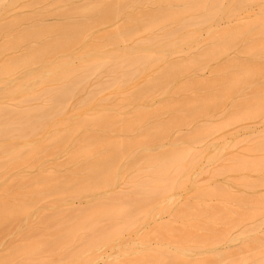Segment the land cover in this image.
<instances>
[{
    "label": "bare ground",
    "instance_id": "obj_1",
    "mask_svg": "<svg viewBox=\"0 0 264 264\" xmlns=\"http://www.w3.org/2000/svg\"><path fill=\"white\" fill-rule=\"evenodd\" d=\"M71 1L72 5L65 8V4L70 5ZM78 1L79 0H77V2ZM94 1L96 2L94 3ZM94 1L92 2L94 3L92 5L97 8L96 12H92L95 7L88 8L85 4L79 6V4L74 2V0H0V5L5 3L4 6H0V84L3 83L2 89L0 88V161L10 163V166L4 163L7 167L9 166V168L11 167V164H13L17 168L19 165L18 169H22L24 164V168L26 169L18 172L19 174L24 175V172L27 173L26 170L28 169L30 171V166H32L31 157L35 150L34 152L32 151L38 146L36 143L38 144V142L45 137L44 142L46 143H44V147L50 149L57 148L62 150L61 152L65 151L66 155L64 153L63 154L67 156L70 163L76 167L74 172L77 174V176L73 178H66V180L61 179L62 176L57 174V172H47L38 176V178H36L35 175H29L31 177L28 176V178L23 181L21 190H17L19 183L17 184L16 182L15 184V180L13 183V179H15L18 173L10 177H4L5 171H13L14 168L12 166L11 168L13 169L10 168L7 170L6 166L3 167L6 170L3 173L4 175L2 176V179H0V225L5 222H11L10 224L14 230L9 240L7 252H2L0 254V264H89L91 260H93V256L95 257L96 255V253L94 255V252H96L95 250L98 246L95 247V245H103L102 242L107 238L115 240L123 230H129L131 227L133 229V226H138V229H140L139 223L143 221V218L145 219L146 213L148 214L146 216H150L149 213L150 211L152 212V210L149 211L147 208L146 210L144 208L147 201H154L152 213H156L158 210V212L171 210L173 211L172 213L178 212L182 214L181 211L183 209L181 210V207L179 208L176 204L175 196L176 189L179 184H182L185 179H190L189 166H191L195 161V154L190 150V148H172V145L169 146L168 149L159 150L156 155L145 154L138 160L129 159L128 162L126 160V163L123 164L118 163V153L116 152L119 151L122 156L127 155L131 158L130 154L132 147L136 146L138 141L140 142L141 140L132 137L133 135L131 134L134 132H136L139 136L141 135L148 138L161 139L163 136L168 134V130L171 128L174 129L178 126L180 128L181 125L187 124L190 117L194 116L196 118V116H208L209 108L212 106L214 107L215 104L227 99L230 89L233 86L235 87V84L237 85L238 83L245 82L246 79H248L249 74L254 70L253 66L243 64L242 62H232L223 66L222 70L226 73V79L223 81L222 87L217 89V85L214 87L212 85L213 83L209 84L208 81H206L207 79L204 81L200 80V86L202 87V84H208L212 93L207 95L204 94L198 96L197 98L190 96L178 97L177 102L182 110V112L179 110L181 113L178 115H167L169 114L167 111H169L172 105L170 103L165 104V102L159 108L157 107L152 109L147 105H144L145 103L140 106H129L128 104L131 103V100L133 101V99L134 101L135 99H140V101L148 100L150 95H148L147 92L153 90V88L157 86L159 89L162 88L160 85L169 84L168 88H171L169 78L171 79L174 74H183L185 72L189 62H185L186 60L183 62H177L166 59V54L168 52L174 53L179 51L181 40L185 41L186 39L189 40L194 38L196 36L195 31L198 32L199 30L196 27H199V25L211 17L216 16L218 13L227 15L231 14L237 5L247 3L250 0H231L232 7H225L224 9L219 7V0H158V3H161V6L166 5L167 8L165 9L156 4L157 6L152 8V10L150 9V11L148 10L144 13H138L140 15L136 16L138 15L136 14L133 16V19H128L127 17L124 18L122 16L124 18L123 19L119 13V11H122L123 7L127 4L125 1ZM70 8H72L73 11L69 13L70 10H66ZM29 10H31L30 13H28ZM41 11L46 12L43 14ZM32 12L34 15L35 13H38L40 16L43 14L45 19L50 17L49 19L55 20L43 22L38 25L31 24L28 21L32 20L30 16L32 15ZM91 14L93 18L87 19L86 21H82L83 18L82 20L77 18L79 15H84L86 17ZM5 15H7V17ZM3 17L4 19H11L9 20L12 22L11 24H9L10 22L8 23L7 20L9 28H7L8 24L6 23V20H3ZM40 19H42V17H40ZM15 20H20V23L28 22L30 24H27L26 26L23 25L24 27L21 25V31L17 33L19 30H15V28L10 30L11 27H16L19 24ZM106 22L108 25L113 24L116 25V27L112 28L113 30H104L103 33L100 31L92 32L94 29L93 27H96V24H105ZM3 23L7 24V26L5 25V28L3 27ZM257 28L258 31L259 29L264 30V19L259 23L252 20L246 26L239 27L236 33L232 30H219V37L223 39L222 41L225 43L218 47L212 46L208 48L206 52H204L205 58L203 57V62L209 63L210 60L214 59V57H216V55L221 51L225 52L227 50L236 49L246 52L252 51L255 48L253 47V43L239 46L238 42L235 40V35L239 33L242 35L249 34L250 36H254L257 33L255 32V29ZM8 31L11 32L9 33ZM5 34H8V37H5ZM28 41L29 46L27 48L31 47V49L19 55L20 52L17 51L23 49L22 47L28 44ZM30 42H34L32 43L33 45H30ZM126 42H130V44H127ZM119 44L124 45H121L122 48L116 47V45ZM202 45L204 47V44ZM96 51H101L98 56L95 53ZM72 52L79 53L78 55L76 54L77 56L75 55L76 57L79 56L76 59L80 60L82 58V54H86V57L89 58L84 59L85 56H83V61L85 62L79 63L77 60L79 64L74 65L73 60L75 59V56L73 59V56L70 54ZM182 55L183 54H181V56ZM190 55H192L191 52ZM187 59L189 60V58ZM198 61L199 60L197 59H192L191 63ZM212 63L214 62L212 61ZM19 72H22L21 74L23 78L29 79V83L32 80L34 85H27L28 83L25 84L23 80L19 81L21 80V77H18L19 79L14 78V74H18V76L21 75ZM258 73H261V71H258ZM9 76H11L10 79L14 78V81H12V79L10 81L8 78ZM213 81L214 80L211 82ZM175 85L180 91L188 90L190 88V86H186L185 83H177ZM30 86L32 89H27V87ZM27 90H30V93L27 92ZM26 92L29 95H27ZM4 94H6L5 97ZM20 94L22 95L20 96ZM24 94H26L29 99V101L28 99H22L23 102L26 101L24 104L27 105L29 103L30 105L28 104L27 106H22L20 104L21 99H18L17 97H22ZM2 102H4V104H1ZM245 109L248 113L255 116H259V114L264 111V86L262 89H259V95L253 100V102L251 104H246ZM162 110L167 113V117L163 120L162 126H145L147 128L142 127L152 113L155 111L161 112ZM113 111L123 117L122 121L119 123L121 124V127L120 129H118L119 127L117 129L119 131L121 130L120 133H127L129 130L130 135L118 140L105 139L103 142H82V140L85 139L91 140V131H88V133L85 129L87 127V119L90 118L95 121H99L104 118L109 119L114 115ZM175 113H177V111ZM35 116L42 118V120L39 119L41 120L39 121L41 122L39 125L42 127V131H45V136L42 138L36 134V128L32 125L35 121L31 123V120H29L30 117H34L35 119ZM71 116L77 120L74 119V122H69L67 117ZM236 117L237 116L235 115H228V119L223 118L224 121H219L210 117V120L206 121L207 123L204 122V127L202 125L201 126L205 131L219 133L224 129L229 128L231 121ZM14 118L16 120H14ZM137 120H140V126L137 125ZM13 122H18L23 127L22 128L20 126L21 130L17 133L15 131L19 128L12 130L14 129L11 125ZM242 125L243 124L240 126ZM205 131L194 129V133H192L193 136L191 138L193 141L201 142L202 148L205 147ZM47 132H50L51 134L49 133L48 136L46 135L48 134ZM15 135L22 140L18 139L17 141L19 144L22 143L21 145L26 146L27 151H25V147L22 148V146H19L24 149L23 151L16 147ZM79 138L80 141L76 142ZM42 142H39V146L40 144H43ZM215 148H218V146H215ZM89 152H95L93 154L95 157L91 161L90 167H86L79 162L80 160L77 157V153L85 155ZM229 159L230 158H225L224 161H229ZM207 166L208 165H206V167ZM3 168H1V170ZM1 170L0 175L2 173ZM16 171L18 170L16 169ZM8 174L10 175L11 171H9ZM7 181H10V183ZM11 182L13 184H11ZM130 185L131 188H127V186ZM123 187H125V190H123ZM90 189H93L96 194L91 196V200L86 206L87 208L89 207L88 211L86 210V213L81 212L82 214L76 216L68 224H63L61 220L63 215L59 217V213L63 208H60L59 206L60 203H63V199L65 200V196L70 193H81ZM102 189H106L107 193H110L109 196L113 197L115 200L108 201L104 198V194H102L103 197L99 196L101 194L100 190ZM162 194L165 195V198H161ZM97 195L98 198H95ZM203 195L204 192L202 196ZM17 197H19V199L16 201L10 200V198ZM50 198H52V201ZM55 198L58 199L55 200ZM35 199H37V201H35ZM39 199V202H41L42 199L49 202L47 204L45 201L46 204L44 206L40 205L43 206L40 209L37 208L38 206L35 207ZM65 203L67 204L66 207L71 211H76L72 205H69L68 201H64L63 204ZM80 204L82 203L78 202L77 205ZM76 209H81L80 211H83L85 208ZM80 211H78V213H80ZM145 211L146 213L144 215ZM193 211L195 210L193 209ZM172 213L171 215H173ZM185 214L187 215V212ZM186 215L185 217L187 218ZM173 216V219H175V214ZM72 217L73 216H71V218ZM180 217H177V219L183 221ZM98 218L99 222L95 221ZM194 218H196V216ZM256 221L257 220H255V222ZM101 222L103 224L98 226ZM185 222V224H187V219ZM160 223L161 222L157 223V227L155 226V228H160L162 225H165L160 228V231L157 229L160 234H164L166 231L170 233L169 230H173V232H171L172 234L170 233L174 236L173 239L178 238L177 235H179V239L185 238L182 240L183 242L187 239H190L192 242L193 239L196 238V235L194 236L192 233H187L190 231V227L185 224L181 225L182 222L180 227L177 226L179 230L177 227L174 228V226L171 228V226H169L171 224L168 222L167 224H164L165 222H162L163 224ZM258 223H260V221ZM231 224L233 223L231 222ZM195 225L196 224H194V226ZM185 226L187 227L186 229ZM95 227L98 228L97 232L96 230L94 232V229H96ZM182 227H184V229H182ZM103 228H105V230H103ZM135 230L137 231L136 228ZM192 230L198 234V230L197 232L193 228ZM89 231H92L90 232L91 235H88L90 234ZM179 231L184 232H181L183 237L181 233L178 234ZM210 231L209 233H211ZM246 232H242L241 236H246ZM201 233H204V231ZM92 235L93 237H91ZM184 235H192L194 238L192 236L185 237ZM106 236L108 237L106 238ZM197 236H199V239H197V237L195 241H201L202 244L201 242H199V244L196 241L192 242V247H188L187 244H183V242L177 240L183 245H177L178 242L175 241L177 242L175 244L176 246H172H175V250L170 249L171 247L166 248V246H153V248L148 247L143 249L144 251H142L143 254L141 253V255L144 257H141L140 254L137 256H139V258L141 257V264H162V262L163 264H166L165 262L169 260L183 261L185 253L189 251L195 253L193 250H196L197 252V250L202 249L200 251L204 252L206 260L203 262L204 264H248V261L250 264H264L263 243H258L255 247L253 256L249 258L252 261L246 258L245 260L247 262L245 261V263H243L241 261L237 262L228 259L224 260L223 257H220V253L219 256L216 254L217 252H215L213 247H216L219 241L221 242L222 240L218 239L219 241L216 244V239H214V242L211 241L214 237H210V234L209 237L211 240L210 238H207L209 241L206 239L207 236H202L203 238L200 237V235ZM241 236L239 235L238 238L235 236L237 240H234V242L244 241L243 243H249L247 239L246 241L245 239H242L246 237L243 236L241 238ZM226 237H224L223 240ZM108 239L107 242L109 241ZM201 239L206 240L207 245L210 244L208 242L215 244L208 245L209 248L207 251V245L205 246V243H203ZM233 239L234 238L231 237V240ZM99 240L102 242L99 243ZM254 240L256 241L257 239ZM79 241L81 242L79 243ZM107 242L105 241V243ZM195 243L198 244V246H196ZM90 245L92 248L95 247L96 249L94 248V250H92L91 247L90 249ZM199 245H203L204 248L202 246L199 247ZM193 246L196 248L194 249ZM179 247H187V249L191 247L192 249L190 248L191 250L189 251L186 249V252V250L184 251V248L181 250L182 248L179 249ZM209 249H211L210 252ZM211 252L215 254L213 256L217 255V258H210L212 257ZM91 253H93V255H91ZM208 253L211 254L208 255ZM112 256L113 255L111 254V256L107 257L104 261L108 260ZM117 257L118 256L115 258L117 259ZM146 258L149 259V262L152 261L151 258L153 261L149 263ZM165 259L167 260L165 261ZM185 259L184 261L188 264L189 258L188 260ZM112 260H114V257ZM108 261L110 262V259ZM184 261L183 264L185 263ZM194 261L195 262L193 264L196 262L199 264L200 262V260L197 259ZM191 262H193L192 259L189 260V263Z\"/></svg>",
    "mask_w": 264,
    "mask_h": 264
},
{
    "label": "rangeland",
    "instance_id": "obj_2",
    "mask_svg": "<svg viewBox=\"0 0 264 264\" xmlns=\"http://www.w3.org/2000/svg\"><path fill=\"white\" fill-rule=\"evenodd\" d=\"M93 1L94 0H79L77 2V0H74V2L79 4V6L85 4L88 8H94L95 7L92 4H94L96 1H94V3H92ZM104 1L105 2H113L114 0H104ZM120 1H125L127 4L125 5L126 7L125 6L123 7L122 11H119V13L121 14V17L122 16L124 18L127 17L128 19H133V16H135L138 13H144L148 10L150 11V9L152 10V8L157 6L156 4H158V6H161L160 5L161 3H158V0H120ZM218 4H219L220 8L222 7V9H224L225 7H229V8L232 7L231 6V0H219ZM4 5H5V3L2 6H4ZM71 5H72V1H71L70 5L65 4V8H68ZM161 7L165 8V9L167 8L166 5H163ZM72 8H70L66 11L70 10L69 11V13H70L73 11ZM96 10H97V8L95 7V9H93L92 12H96ZM30 11L31 10H29L28 13H30ZM41 12H43V14H44L46 11H41ZM43 14H42V16L38 15V13H35V15H34L32 12L33 17H32V15L29 14L31 16L32 20H30L28 22H30L31 24H34V25H38V24H42L43 22L55 20V19H49L50 17L45 19ZM139 15L140 14H138L136 16H139ZM217 15L208 19L207 21H205L204 23L199 25V27H196L199 30H198V32L195 31L196 36L194 38H191L189 40L186 39L187 42H186V40L185 41L181 40L180 45H179L180 49L178 52H174V53L168 52L166 54L167 60H172V61H177V62H183L186 60L185 62H189V65H187V69L185 70V72L183 74H177L179 76L174 74L171 79L169 78L171 88H168L169 84L168 85L166 84L167 86L166 85H160V87L162 86V88H159V89L157 88L158 87L157 86V87L153 88V90H150L147 92V94L150 95L148 100L140 101V99H137L138 100L137 101L135 99V101H134V99H133V101L131 100V103H129L128 105L129 106H137V105L140 106L141 104L145 103L144 105H147L149 108L152 109V108H157V107L159 108L160 106H162L164 104V102H165V104L170 103L172 106L170 107L169 111H167V113L169 112V114L165 113L164 110H162L161 112L155 111L154 113H152L151 116L148 117L147 122L142 127L147 128V127H153V126L154 127L162 126V122L164 119H166L167 115H172V114L178 115L182 112L181 108L179 107V103L177 102L178 97L180 98L181 96H190V97L197 98L198 96H201L204 94L207 95V94L212 93V91L210 90V87H208L209 86L208 84L207 85L202 84V87L200 86L201 85L199 83L200 80L204 81L205 79H207L206 81H208L209 84L213 83L212 85L214 87H216V85H217V89H220L222 87L223 81L226 79V73H225V71L222 70L223 66H225L229 63H232V62H242L243 64L253 66L254 70L252 73L249 74L248 79H246V81L243 83H238L237 85L235 84V87L233 86L230 89L227 99L221 101L218 104H215L214 107L212 106L213 108L210 107L209 111H208L209 112L208 116H196V118L194 116L190 117L187 124L181 125L180 128H179V126L174 128V129L171 128L170 130H168L169 131L168 134L163 136V138H161V139L148 138V137H144L141 135L139 136L136 132L131 134V135H133L132 137L141 139L140 142L138 141L136 146L132 147V151L130 154L131 158H129L127 155L122 156V154H120L119 151H117V152L115 151L116 153H118L117 154L118 163L123 164V163H126V160L128 162L129 159L130 160L131 159L138 160L139 158H141L145 154L156 155V154H158L159 150L168 149L169 146H172V145H173L172 148H177V147L178 148H183V147L190 148V150L195 154V161L191 166H189L190 179L188 178V179L183 180V182H182L183 185L179 184V186L176 189V196H175L176 204L179 206V208L181 207L180 208L181 210L183 209L181 211L182 214L178 213V212L172 213L173 211H171V210H166V211L163 210L160 212H158L159 211L158 210L156 213L155 212L152 213L153 208H154V201L153 200L147 201L146 206L144 208H145V210H146V208L149 211L152 210V212L150 211V213H152V214H150L148 212L150 216H146L148 214L145 211L144 212V215L146 213L145 219L143 218L144 216L141 214L143 216L142 217L143 221L140 220L142 222H140V221H139L140 223L138 222L140 229H138V226L137 227L133 226L134 227L133 229L131 227L132 230L131 229L123 230L121 232V234H119V236L115 240L112 238H111L112 240L108 239L107 238L108 236H106V238L109 240L108 242H107V239L104 240V238H105V236H104V238H103L104 241L103 242L101 241L103 243V245L102 244H100L102 246L95 245V247L98 246L97 247L98 250L95 247L92 248L90 245L89 248L91 247L92 250H94V248L96 249L95 250L96 252L93 251L94 255H95V253H96V255H95V257L93 256V260H91V262L89 264H141L142 262L140 263V261H141L140 258L144 257L143 255H141L142 251H144L143 249L148 248V247L153 248V246H158V247H163V246L165 247L166 246V248L171 247L170 249H174V247L176 246L175 244L178 242L177 240L183 242L182 240L185 239V238H182L183 237L182 233H184L183 231H181L182 233L180 231L178 233V234H180V233L182 234V237H181L182 239H179V235H177V234L176 235L178 238L173 239L174 236L171 235L172 234L171 232H173V230H169L171 234L168 231H166V233H164V234H160L157 231V229L160 231V228L162 226H165V225H162L161 227L159 226L160 228H155L156 225L158 226L157 223H159V222H161V223L165 222L164 224H167V222H168L169 224H171V225H169V226H171V228L173 226L175 228L177 226L180 227L181 225L185 224L186 223L185 220L187 219L188 222L185 225L186 226L188 225L190 227L189 228L190 231L187 233H190V234L192 233L194 236L196 235L195 237L196 238L198 237L197 239H199V236H197V235H200V237H202V236L206 237L207 236L206 239L210 238V237H214V238H212V240L210 238V240L214 242V239H216L215 240L216 244L218 243L219 240H222L221 242L219 241V243L217 244L216 247H213V245H212V247L214 248L215 252H217L216 254L219 256V253H220V257H223L224 260L228 259V260H233V261H237V262L241 261V262L245 263L246 258H248V260H251L249 258H251V256H253V251H254L255 247L258 245V243L264 244V227H263V225H264V215H263L264 214V200H263L264 199V133H263L264 132V111L261 114H259V116H255L253 114L248 113L247 110L245 109L246 104L247 103L251 104L253 102V100L259 95V89H262L264 86V30L259 29V31H260L259 32L258 28L255 29V32H257V33L254 36H250L249 34L242 35L239 33L235 35V40L238 42L239 46H241V45L243 46V45L253 43V47H255V48L252 51L246 52V51H240L237 49L236 50H227L225 52L221 51L219 54L216 55V57H214V59H211L209 63L203 62V57L205 58L204 52H206V50L208 48H210L212 46L218 47V46L225 43L224 41H222L223 39H221L219 37V33H218L219 30H232L236 33L238 31L239 27L246 26L247 24L250 23V21L254 20L256 23H259L261 20L264 19V0H250L247 3H244V4L241 3V4L237 5V7L233 9V12L231 14L227 15V14L218 13ZM5 16L7 17V15H5ZM91 16H92V14L89 16H86V17L84 15H79V16H77V18H79L80 20H82V18H83L82 21H86L87 19L93 18V16L92 17ZM1 17H2V15H1ZM10 17H12V16H10ZM40 17H42V19H40ZM3 20H6V23L8 20V23H9L10 22L9 20H11V19L10 18L4 19V17H3ZM15 21L17 23H19L20 25L18 24L17 25L18 27L17 26L11 27L10 30L15 28V30H19V31H17V33L21 31V28L23 25L26 26L27 24L28 25L30 24L28 22L20 23L21 22L20 20H18L19 22L17 20H15ZM3 22H5V21H3ZM6 23L5 24L3 23L4 28L8 24V23L7 24ZM11 23L12 22H10L9 24H11ZM106 23L105 24L104 23L96 24V27H93L94 29L92 30V32H94V31L99 32L100 31L101 33H103L104 30L105 31L113 30L112 28L116 27V25H113V24L108 25V23L107 24ZM9 24H8L7 28H9ZM13 24H15V23H13ZM18 28H20V29H18ZM15 30H13V31H15ZM4 33H7V32H4ZM6 36L8 37V34H5V37ZM0 40H1V38H0ZM32 43H34V42H32ZM32 43L30 42V45H33ZM126 43L130 44V42H126ZM202 44H204V47ZM205 44H207V45H205ZM26 45H25L26 47L25 46L22 47L23 49L19 48L21 50V51L20 50L17 51V52H20L19 55L23 54L24 52L29 51L31 49V47L27 48L29 46V41H28V44H26ZM121 45H124V44L116 45V47L122 48ZM198 50L202 53H200ZM100 52L101 51H96L95 53L98 56ZM190 52L192 55H190ZM70 54H71V56H73V59H74V56L76 54L78 55L79 53L72 52ZM181 54H183V55L181 56ZM201 54H203V55H201ZM76 56L74 59L75 62L73 60L74 65L85 62L83 60L89 58V57H86V54H84V55L82 54L81 55L82 58L80 60L76 59L79 57V56L78 57H76ZM83 56H85L84 59H83ZM89 56H91V55H89ZM186 56H187V58H189V60L186 58ZM192 59H197L199 61L191 63ZM77 60L79 61V63L77 62ZM212 61L214 63H212ZM258 71H261V73H258ZM21 73L22 72H19V74H21ZM23 76H24V74H23ZM10 77L11 76H9L8 78L10 79ZM18 77L19 78L21 77L20 78L21 80H19V81L23 80L25 82V84L28 83L27 85H29V84L34 85L32 80L29 83V79L23 78L22 74L20 76H18V74H14V78L19 79ZM14 78L13 79L11 78L12 81H14ZM11 79H10V81H11ZM211 79L214 81L211 82L212 81ZM9 82H8V84H9ZM172 82H173V84H172ZM15 83H16V81H15ZM174 83L175 84L185 83L186 86L187 85L190 86V88H189L190 90L188 89V90H181L180 91V90H178V88L176 87V85ZM2 84H0L1 89L3 87ZM28 88L30 89L31 86L27 87V89ZM200 88H202V89H200ZM209 90H210V92H209ZM29 91L27 90V92H29ZM149 92H151V93H149ZM2 95H3V93H2ZM5 95L6 94H4V97H5ZM21 95L22 94H20V96ZM27 95H29V94L27 93ZM175 95L177 96V98ZM0 96H1V94H0ZM20 96L17 97L18 99H21L20 104L22 106H27L29 104L28 103L29 99L26 96V94L23 95L25 97H23V96L20 97ZM22 99L23 100L28 99V101H27L28 104L25 105L24 103H26V101L23 102ZM4 100H5V98H4ZM21 102H23V103H21ZM1 104H4V102H2ZM6 104H7V102H6ZM31 104H34V103H31ZM173 110H174V112H173ZM176 111H177V113H175ZM229 111H231V112H229ZM113 112H114V115L109 119L104 118V119H101L99 121H95L93 119L88 118L87 122H86L87 127L85 129L87 132L91 131L90 132L91 133L90 134L91 140L85 139V140H82V142H85V143L92 142V141L103 142V140H105V139L118 140V139L123 138V137H128L130 135L129 130L127 133H123V132L120 133L121 130L120 131L118 130L121 127L120 126L121 124H119V123L122 121L123 117H121V115H119V114H116L115 111H113ZM157 113H158V115H157ZM228 115L237 116L234 120L231 121L232 125L230 124L229 128L224 129L223 131H221L219 133H215V132L212 133V131L209 132V131L203 130L204 124L207 123L206 121L210 120V117H213L219 121H224V119H228ZM31 118H33V119H31ZM36 118H38V119H36ZM67 118H68L67 120L69 122H74V119L77 120L76 118H74L72 116L67 117ZM39 119L42 120V118H40L39 116H35V119H34V117L29 118V120H31V123L33 121L36 122V123L35 122L32 123V125H34L36 128V134L39 135L40 138H42L45 136V134H44L45 131H42V127L39 125V123H41V122H39V121H41ZM244 119H246V120H244ZM14 120H16V119L14 118ZM228 121H230V120H228ZM114 122H115V124H114ZM192 122H194V123H192ZM234 122H236V123H234ZM139 123H140V120H137L138 126H140ZM241 124H243V125L240 126ZM11 125L14 128L12 130L19 128L18 130L16 129V131H15L16 133L21 130L20 126L22 127V125L19 124L18 122H13ZM39 126L41 127V129ZM145 126H147V127H145ZM192 126H194V127H192ZM172 127H174V126H172ZM194 129L195 130L200 129L201 131H205L206 136H205V141H204L205 142L204 148L201 147V144H202L201 142H196V141L191 140V138L193 136L192 133H194ZM49 133L46 135L49 136ZM166 136L169 138H167ZM15 137H16V135H15ZM187 138H188V140H187ZM18 139H20V138L16 137L15 140L17 141ZM44 139H45V137L43 139H41V141H39V142L43 141L42 142L43 144H40V146H39V142H38V144L36 143V145H38L36 147L37 149L35 148L32 151V152H34V150H35V152L32 153L33 155L31 157L32 158L31 159L32 160L31 161L32 166H30V171H29V169H28L29 167H28L27 168L28 170H26L27 173L24 172V175H22V174H19L18 172L26 169V168H24V164L22 166V169H18L19 165L17 168L13 164H11V167L13 166L14 169L11 167L10 168L13 169V171L15 170L13 172L12 170H9L10 169L9 168L10 163L0 161L1 162L0 165H4V166H0V167L1 168L5 167V166L7 167V165H5V164H8L9 166L7 167V170L11 171V174H12V175L11 174L9 175L8 174L9 171L6 172L5 168H3L2 170L0 168V170L2 172L0 175L1 176L0 179H2V176L4 175L3 174L4 171H5L4 177H7V176L10 177V176H13L14 174L18 173V175L15 177V179H13V183H14V180H15V184H16V182H17V184L19 183L18 184L19 187L17 188V190H21V185H22L23 181H25V179H27L29 175H31V176L35 175L36 178H38V176L43 175L44 173H47V172H52V173L57 172V174L62 176V177L61 176H59V177H61V179H64V180H66V178H73V177L77 176L76 172H74L76 170V167L72 163H70V161L68 160L69 158L67 156H65L66 155L65 151L61 152L62 150H59L57 148H55V149L45 148L44 143H46V142H44L45 141ZM16 141H15V145H16V147H18V149H21L22 151L25 149V151H27L26 146L21 145L22 143L19 144L18 141H17L18 142V145H17ZM79 141H80V138L78 140H76V142H79ZM182 141H183V143H182ZM186 141H189L190 143L186 142ZM19 146L20 147L22 146V148H24V147L25 148L22 149ZM215 146H218V148H215ZM225 148H228V149H225ZM205 149H207V150H205ZM94 153L95 152H89L85 155H80V153H77V157L80 160L79 162L83 166L90 167L91 161L95 157V156H93ZM225 158H230V159H229V161H224ZM210 164H211V166H210ZM206 165H208V166L206 167ZM15 168L18 171H16ZM31 176H29V177H31ZM7 182L10 183V181H7ZM13 183L11 182V184H13ZM211 184H213V185H211ZM125 187H123V190H125ZM128 187L131 188V185L127 186V188ZM132 188H133V186H132ZM123 190H122V192H123ZM100 191H101V194L99 196L103 197L102 194H104V196H105L104 198L107 199L108 201H114L115 200L113 197L109 196L110 193H107L106 189H104V190L102 189ZM224 191H225V193H224ZM203 192H204V195L202 196ZM124 193H126V192H124ZM94 194H96V192L93 189H90V190H85L81 193H70L69 195L65 196V200L63 199V203H64V201H68L69 205H72L76 211H71L69 208H67L66 203L65 204L60 203L59 207L60 208L62 207L63 209H61V211L59 213V217L61 215H63V217L61 218L63 224H68L76 216H79L82 213H86L89 209V207L87 208L86 206H87V204H89V202L91 200V196H93ZM134 195H136V194H134ZM235 197H237V198H235ZM95 198H98V195ZM161 198H165V195L162 194ZM18 199H19V197L10 198V200H12V201H14V200L16 201ZM57 199L55 198V200H57ZM47 200H49V199H47ZM50 200L52 201V198H50ZM235 200H236V203H235ZM35 201H37V199H35ZM39 201H40V199L38 200L37 203L35 202L36 203L35 207L38 206L37 208H40V209L46 204V202H47V204L49 202V201H46L45 199H42L41 202H39ZM53 201H54V199H53ZM43 202H44V204H43ZM78 202H81L82 204L77 205ZM37 204H39V205H37ZM40 205H43V206H40ZM75 207L76 208H85V209L83 211H80L81 209H76ZM193 209L195 211H193ZM78 211H80V213H78ZM186 212H187V215L185 214ZM205 212H206V214H205ZM39 213H41V212H39ZM171 213L173 215L175 214V216H176L175 219H173L174 216L171 215ZM41 214H43V213H41ZM219 214H220V216H219ZM185 215L187 216V218L185 217ZM209 215H210V218H209ZM71 216H73V217L71 218ZM139 216H140V214H139ZM195 216H196V218H194ZM177 217L182 218L183 221L178 220ZM252 220H253V222H252ZM255 220H257V221L255 222ZM95 221L99 222V218ZM259 221L261 224L258 223ZM93 222H94V220H93ZM181 222H182V224H181ZM231 222L233 224H231ZM10 223L11 222H5L2 225H0V254L2 252H7L9 240H10L11 235H12L13 230H14V229H12V225ZM188 223L191 225H189ZM102 224L103 223L101 222V223H99L98 226H100ZM194 224H196V225L194 226ZM186 226H185V229L187 228ZM206 226H207V229H206ZM233 226H234V228H233ZM245 226L247 227V229ZM135 228L137 229V231L135 230ZM166 228H167V225H166ZM192 228L195 229L196 232L198 230V234L195 233L194 230H192ZM210 228H212L213 230ZM97 229L98 228L94 229V232H95V230L97 232ZM168 229H169V227H168ZM177 229H178V227H177ZM182 229H184V227H182ZM189 229H187V230H189ZM103 230H105V228H103ZM207 230H209V231L211 230L210 231L211 233H209V231H207ZM199 231H200V233L202 231H204V233L205 232L206 233L205 234L201 233L202 234L201 235L199 233ZM246 231H248V232H246ZM90 232H92V231H89V233ZM138 232H140V233H138ZM242 232L243 233L246 232V236L243 235L246 238H242L243 237V236H241ZM95 234H94V236H95ZM209 234H210V237H209ZM233 234H234V236H233ZM88 235H91V233ZM185 235H186V233H185ZM228 235H230V236H228ZM239 235L241 236V238L243 240L245 239V241H246V239H247V241H249V243L248 242L243 243L244 241L243 242H241V241L234 242V240L235 241L237 240ZM187 236H192V235H187ZM187 236H185V237H187ZM91 237H93V235ZM224 237H226V238L223 240ZM231 237L234 239L231 240ZM188 238H190V237H188ZM195 239H193L192 242H196L197 240L195 241ZM227 239H229V240H227ZM254 239H257V240L255 241ZM101 240H102V238H101ZM207 240L209 241V239H207ZM253 240H254V242H253ZM105 241L107 243H105ZM175 241H177V242H175ZM202 241H203V243H205V246H206L207 245L206 240H202ZM224 241H226V242H224ZM80 242L81 241H79V243ZM101 242L99 240V243H101ZM192 242L190 239L189 240L187 239L185 242H183V244L185 243L189 247V246H191V244H193ZM199 242H201V241H199ZM199 242L197 241V243H199ZM178 243H177V245L182 244V243L180 244V242H178ZM208 243L215 244V243H211V242H208ZM201 244H202V242H201ZM210 244H208V245H210ZM173 245H175V246L172 247ZM208 245L206 246L207 251L209 248ZM196 246H198V244H196ZM200 246L203 247V245H199V247ZM199 247H197V248H199ZM183 248L184 247H179V249H181V250H183ZM190 248L187 249V247H185L184 251L186 249L189 251L192 249V248L191 249ZM193 248L195 249L196 247L193 246ZM211 249H209V252ZM92 250H91V252H92ZM187 250H186V252H187ZM200 250H202V249H200ZM200 250H197V252H196V250H193V252H195V253H192V251H189L190 253H192L191 255H189L190 254L189 252H187V253L184 252L185 253L184 259L186 258L188 260V258H189V260L192 259V261H193V262L189 263V260H188V264H193L195 262L194 260H196V259L200 260V262H202V263L206 261L205 257H204V252L202 251L203 252L202 253ZM211 253H208V255L209 254L212 255V257H210V258H213V257L217 258V255L213 256L215 254L213 252H211ZM111 254L113 256L109 258L110 262L108 261L109 259L104 261L107 257L111 256ZM138 254L141 255L140 258H139V256H137ZM91 255H93V253H91ZM116 256H118L117 259L115 258ZM205 256H207V255H205ZM113 257H114V260H112ZM184 259H183V261H184ZM242 259H244V260H242ZM148 260L149 259H147V261ZM151 260L153 261L152 258H151ZM166 260L167 259H165V261ZM152 261H150V262H152ZM183 261L182 260L181 261L169 260L165 263L166 264H183ZM200 262H199V264H202ZM186 263L187 262H185L184 264H186ZM150 264H153V263H150ZM162 264H163V262H162ZM195 264H197V262ZM205 264H207V263H205ZM245 264H247V263H245ZM248 264H250L249 261H248Z\"/></svg>",
    "mask_w": 264,
    "mask_h": 264
}]
</instances>
